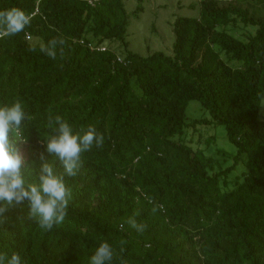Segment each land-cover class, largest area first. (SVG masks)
Segmentation results:
<instances>
[{"label":"trees","instance_id":"trees-1","mask_svg":"<svg viewBox=\"0 0 264 264\" xmlns=\"http://www.w3.org/2000/svg\"><path fill=\"white\" fill-rule=\"evenodd\" d=\"M127 1L0 0V11L31 15L23 32L0 36V104L19 100L32 117L15 147L33 174L44 162L62 171L44 150L50 117L103 137L65 177L61 225L40 229L26 203L0 209V251L27 264H86L103 241L112 264H264V0L194 1L198 15L172 25L171 54L120 57L112 44H129ZM51 40L49 57L40 45ZM192 101L207 116L189 122ZM202 125L224 129L232 167L217 170L187 144Z\"/></svg>","mask_w":264,"mask_h":264},{"label":"clouds","instance_id":"clouds-1","mask_svg":"<svg viewBox=\"0 0 264 264\" xmlns=\"http://www.w3.org/2000/svg\"><path fill=\"white\" fill-rule=\"evenodd\" d=\"M31 15L17 8L0 11V36H12L24 31ZM56 41L41 44L40 51L54 56ZM32 117L19 100L0 104V209L4 206L27 204L28 215L42 230L61 225L66 217L70 195L65 177L74 176L81 154L100 146L103 137L92 127L74 131L60 116L49 118L43 134L44 150L58 162L62 171L44 162L33 171L15 145L25 140V132ZM129 224L139 229L134 220ZM114 250L107 242H99L86 264H112ZM0 264H27V259L16 251H0Z\"/></svg>","mask_w":264,"mask_h":264},{"label":"rangeland","instance_id":"rangeland-1","mask_svg":"<svg viewBox=\"0 0 264 264\" xmlns=\"http://www.w3.org/2000/svg\"><path fill=\"white\" fill-rule=\"evenodd\" d=\"M194 1L197 2L198 0H144L141 3L142 11L137 17L132 14L138 7L137 0L127 1L125 7L130 14V19L126 41L129 44L126 48L122 44L115 43L112 44V48L120 57H124L127 52L126 49L143 56L156 51L171 54L175 40L172 25L177 17H195L198 15V6L189 7ZM244 5L246 6V3ZM258 9L259 13L264 12V6L258 7ZM263 107L264 102L259 115L264 121ZM187 116L188 121L192 122L204 118L207 114L198 102L192 101L187 109ZM184 136L187 144L193 149L200 146L207 156L214 159L217 170L233 166L237 150L227 140L222 127L202 125L192 132L187 131ZM246 162L247 155L243 154L239 164L229 173V177L234 181L241 179L243 171L246 170Z\"/></svg>","mask_w":264,"mask_h":264},{"label":"built area","instance_id":"built-area-1","mask_svg":"<svg viewBox=\"0 0 264 264\" xmlns=\"http://www.w3.org/2000/svg\"><path fill=\"white\" fill-rule=\"evenodd\" d=\"M29 37H27V39H28ZM121 60V59H120Z\"/></svg>","mask_w":264,"mask_h":264}]
</instances>
